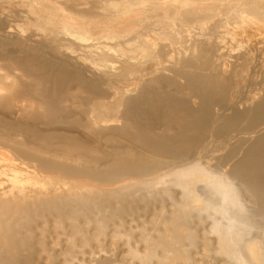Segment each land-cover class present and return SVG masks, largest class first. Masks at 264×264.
Listing matches in <instances>:
<instances>
[{
	"label": "bare ground",
	"instance_id": "1",
	"mask_svg": "<svg viewBox=\"0 0 264 264\" xmlns=\"http://www.w3.org/2000/svg\"><path fill=\"white\" fill-rule=\"evenodd\" d=\"M0 264H264V0H0Z\"/></svg>",
	"mask_w": 264,
	"mask_h": 264
}]
</instances>
